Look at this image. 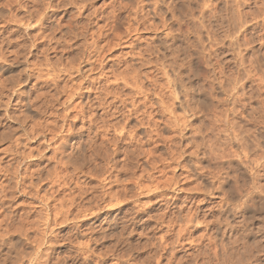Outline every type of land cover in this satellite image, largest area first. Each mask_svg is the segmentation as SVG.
<instances>
[{
  "label": "rangeland",
  "instance_id": "rangeland-1",
  "mask_svg": "<svg viewBox=\"0 0 264 264\" xmlns=\"http://www.w3.org/2000/svg\"><path fill=\"white\" fill-rule=\"evenodd\" d=\"M27 1L0 0V258L20 251L25 259L17 264H29L36 252L32 264H264V0H173L176 20L167 14L155 18L150 0H54L58 7L49 9L44 0ZM11 15L29 23L15 24ZM164 20L169 31L158 30ZM165 44L172 45L171 51L162 49ZM83 54L92 61L83 60ZM162 54L166 59L159 60ZM156 62L166 65L170 78L158 72ZM173 81L178 92L185 90L183 84L191 90L180 98L196 110L194 120L191 113L171 107L179 105L172 100L175 85L168 83ZM91 141L100 154L90 157L86 148V157L79 160V149ZM72 151L74 165L67 162ZM112 193H119L123 204L112 206ZM94 199L98 203L91 205ZM78 203L93 208L92 216L77 213ZM66 211L71 214L65 216Z\"/></svg>",
  "mask_w": 264,
  "mask_h": 264
},
{
  "label": "bare ground",
  "instance_id": "bare-ground-1",
  "mask_svg": "<svg viewBox=\"0 0 264 264\" xmlns=\"http://www.w3.org/2000/svg\"><path fill=\"white\" fill-rule=\"evenodd\" d=\"M16 1H17V0H16ZM19 1H20V0H19ZM28 1H29V0H28ZM28 1H27V2H28ZM30 1H31V0H30ZM41 1H43V0H41ZM44 1H45L46 3H45ZM44 1H43V2L45 3V6L47 7V9L58 7V6L54 5V0H44ZM56 1H57V0H56ZM82 1H83V0H82ZM86 1L88 2V0H86ZM94 1H95V0H94ZM136 1H137V0H136ZM139 1H140V0H139ZM141 1H144V0H141ZM151 1H152V4H154V5H153L154 10L152 9L153 12H152L151 10H150V11H151V13H154V17H155V18H156V15H157V17H158V14H159V15H162V18H163L166 14H167V15H170V16H171V19L175 18V13H176V12H175V9H176V8H175V6H174V1H175V0H174V1H173V0H150L149 3H150ZM60 2H62V1L60 0ZM60 2H59V3H60ZM65 2H66V1H65ZM69 2H70V1H69ZM87 2H86V3H87ZM89 2H91V1H89ZM133 2H134V1H133ZM137 2H138V1H137ZM153 2H154V3H153ZM20 3H21V2H20ZM40 3H41V2H40V0H39V1L37 2V4H40ZM55 3H56V2H55ZM67 3H68V2H67ZM92 3H93V1H92ZM134 3H135V2H134ZM139 3H140V2H139ZM139 3H138V4H139ZM142 3H143V4L146 3V6H147V2H146V1H145V2H142ZM149 3H148V4H149ZM175 3H176V2H175ZM21 4H22V3H21ZM21 4H20V5H21ZM27 4H28V3H27ZM29 4H30V2H29ZM57 4H58V2H57ZM60 4H61V3H60ZM65 4H66V3H65ZM70 4H71V3H70ZM132 4H133V3H132ZM136 4H137V3H136ZM140 4H141V3H140ZM143 4H142V5H143ZM35 5H36V4H35ZM149 5H150V4H149ZM185 5H186V4H185ZM9 6H10V5H9ZM11 6H12V5H11ZM29 6H30V5H29ZM37 6H38V5H37ZM39 6H40V5H39ZM45 6H44V7H45ZM73 6H74V5H73ZM73 6H72V7H73ZM75 6H76V5H75ZM133 6L135 7V5H133ZM60 7H61V5H60ZM63 7H66V6L64 5ZM72 7H71V8H72ZM76 7H77V6H76ZM85 7H86V5H83V6L81 7V9H84ZM90 7H91V6H90ZM110 7H111V6H110ZM124 7H125V6H124ZM126 7H127V6H126ZM131 7H132V5H131ZM131 7H129V8H131ZM134 7H132V8H134ZM136 7H137V6H136ZM136 7H135V9H136ZM139 7H140V5H139ZM150 7L153 8L152 5H151ZM18 8H19V7H18ZM27 8H28V7H27ZM27 8H26V9H27ZM35 8H37V7H35ZM61 8H62V7H61ZM66 8H68V6H67ZM66 8H64V9H66ZM87 8H88V7H87ZM137 8H138V7H137ZM141 8H142V7H141ZM141 8H140L139 10H141ZM163 8H164V10H163ZM29 9H30V8H29ZM47 9H46V10H47ZM72 9H73V8H72ZM72 9H71V10H72ZM76 9H77V8H76ZM79 9H80V8H79ZM88 9H89V8H88ZM135 9H134L133 13H135ZM177 9H178V7H177ZM177 9H176V11H177ZM19 10H20V9H19ZM46 10H45V11H46ZM67 10H68V9H67ZM77 10H78V9H77ZM77 10H76V11H77ZM124 10H126V9H124ZM127 10H128V9H127ZM137 10H138V9H137ZM139 10H138V11H139ZM16 11H18V10H16ZM27 11H28V10H27ZM78 11H79V10H78ZM81 11H82V10H81ZM119 11H121V10H119ZM131 11H132V10H131ZM142 11H143V8H142L141 12H142ZM184 11H185V10H184ZM34 12H37V10H34ZM54 12H55V11H54ZM141 12H139V13H141ZM20 13H21V12H20ZM26 13H27V12H26ZM32 13H33V12H32ZM37 13H38V12H37ZM79 13H80V12H79ZM82 13H83V11H82ZM151 13H150V14H151ZM182 13H183V12H182ZM1 14H2V13H1ZM55 14H56V12H55ZM123 14H124V13H123ZM177 14H178V13H177ZM179 14H181V13H179ZM45 15H46L45 12L42 13V18H40L39 22H42V23H43V16H45ZM118 15H119V14H118ZM135 15H136V13H135ZM151 15L153 16V14H151ZM0 16H1V15H0ZM14 16H15V15H14ZM14 16L11 15V16H10V19H12L11 17H13V19H14V18L16 17V16H15V17H14ZM80 16H81V15H80ZM48 17H49V16H48ZM117 17H118V16H117ZM132 17H133V16H132ZM81 18H83V17H81ZM87 18H88V17H87ZM121 18H122V16H121ZM128 18H129V17H128ZM133 18H134V17H133ZM176 18H178V17L176 16ZM176 18H175V20H176ZM89 19H90V18H89ZM117 19H118V18H117ZM126 19H127V17H126ZM126 19H125V21H126ZM129 19H130V18H129ZM137 19H140V18H137ZM15 20H16V18H15ZM15 20H13V22H14ZM17 20H18V19H17ZM17 20L15 21V24H16V22H19V21H17ZM85 20L88 21V22H86V23H89V22H90V21L87 20V19H85ZM99 20H100V19H99ZM120 20H121V19H120ZM165 20H168V18H167V19L165 18ZM165 20L162 21V22L160 23V25H159V29H158V23H157V25L154 24V25H155V26H154V29H158L159 31H161V30H160V28H161V29H163V31H165V30L169 31L170 28H169V24H167L168 21H165ZM169 20H170V19H169ZM10 21H11V20H10ZM23 21H24V20H23ZM23 21L21 20V23H22ZM26 21H27V20H26ZM26 21H25V22H26ZM91 21H92V20H91ZM140 21H141V20H140ZM143 21H144V20H143ZM172 21H173V20H172ZM11 22H12V21H11ZM25 22H23V23H25ZM21 23L19 22L20 25H22ZM26 23H29V22L27 21ZM42 23H37V24H42ZM92 23H93V22H92ZM140 23H141V22H140ZM12 24H14V23H12ZM12 24H11V25H12ZM19 24H18V25H19ZM30 24L32 25V23H30ZM37 24H36V25H37ZM122 24H123V23H122ZM134 24H135V23H134ZM143 24H144V23H143ZM150 24H151V22H150ZM20 25H19V26H20ZM44 25H45V23H44ZM55 25H56V24H54V26H55ZM147 25H149V23H148ZM52 26H53V25H52ZM52 26H51V27H52ZM54 26H53V27H54ZM62 26H63V25H62ZM62 26H61V27H62ZM138 26H139V24H138ZM140 26H141V25H140ZM149 26H150V25H149ZM152 26H153V24H152ZM24 27H28V25H27V26L24 25ZM41 27H42V26H41ZM41 27H40V28H41ZM82 27H84V26H82ZM110 27H111V26H110ZM129 27H130V26H129ZM141 27H142V26H141ZM144 27H146V26L144 25ZM144 27H143V28H144ZM150 27H151V26H150ZM150 27H149V29H150ZM28 28H30V27H28ZM38 28H39V27H38ZM59 28H60V27H59ZM59 28H58V29H59ZM42 29H43V27H42ZM50 29H53V28H50ZM60 29H61V28H60ZM130 29H131V28H130ZM147 29H148V28H147ZM152 29H153V28H152ZM32 30H33V29H32ZM36 30H37V28H36ZM102 30H103V29H102ZM111 30L113 31L114 29L112 28ZM132 30H133V29H132ZM145 30H146V29H145ZM34 31H35V29H34ZM42 31H43V30H42ZM44 31L47 32L46 30H44ZM58 31H59V30H58ZM68 31H69V30H68ZM79 31H81V28L79 29ZM126 31H127V30H126ZM152 31H154V30H152ZM9 32H10V31H9ZM37 32H38V31H37ZM66 32H67V31H66ZM71 32H74V31H69V34H70ZM76 32H77V31H75V34H76ZM84 32H85V31H84ZM86 32H87V30H86ZM86 32H85L84 34H86ZM101 32H102V31H101ZM154 32H155V31H154ZM156 32H157V31H156ZM16 33H17V32H16ZM48 33H49V32H48ZM79 33H81V32H78V34H79ZM87 33H88V32H87ZM124 33H125V32H124ZM127 33H128V32H127ZM138 33H139V32H138ZM44 34H45V33H44ZM51 34H52V33H51ZM63 34H64V33H63ZM72 34H73V33H72ZM72 34H70V35H72ZM100 34H101V33H100ZM128 34H129V33H128ZM80 35H83V34L81 33ZM86 35H87V34H86ZM107 35H108V34H107ZM7 36H8V35H7ZM9 36H10V35H9ZM37 36L40 37L41 35H37ZM37 36H35V37L38 38ZM43 36H44V35H43ZM64 36H66V35H64ZM64 36H63V37H64ZM76 36H77V35H76ZM76 36H74V37L76 38ZM99 36H100V35H99ZM103 36H104V34H103ZM114 36H115V35H114ZM124 36H125V34H124ZM127 36H129V35H127ZM165 36L169 37V40H170L171 42L174 41V40H173V39H174V36H173L172 34L166 33ZM46 37H47V35H46ZM48 37H49V35H48ZM78 37H79V38H81V37L83 38V36H78ZM78 37H77V38H78ZM101 37H102V36H101ZM104 37H105V36H104ZM117 37H120V36H117ZM117 37H116L115 39H118V41H119L120 38H117ZM160 37H161V36H160ZM160 37H159V38H160ZM40 38H41V37H40ZM44 38H45V37H44ZM68 38H69V37H68ZM71 38H72V37H71ZM71 38H69V39H71ZM84 38H85V37H84ZM84 38H83V39H84ZM88 38H89V37H88ZM107 38H108V37H107ZM112 38H113V36H112ZM112 38H110V39H112ZM123 38H124V37H123ZM34 39H35V38H34ZM42 39H43V37H42ZM121 39H122V38H121ZM160 39H161V38H160ZM12 40H13V39H12ZM65 40H66V39H65ZM71 40H72V39H71ZM75 40H77V39H75ZM105 40H106V39H105ZM107 40H109V39H107ZM107 40H106V41H107ZM122 40H123V39H122ZM17 41H18V40H17ZM37 41H38V40H37ZM37 41H36V43H37ZM63 41H64V40H63ZM67 41H68V40H67ZM67 41H66V42H67ZM85 41H86V40H84V42H85ZM95 41H96V40H95ZM106 41H105V42H106ZM116 41H117V40H116ZM120 41H121V40H120ZM10 42H11V41H10ZM77 42H78V41H77ZM84 42H83V43H84ZM88 42H89V41H88ZM96 42H97V41H96ZM108 42H109V41H108ZM111 42H112V41H111ZM113 42H114V41H113ZM1 43H2V42H1ZM58 43H59V42H58ZM85 43H87V42H85ZM93 43H94V45H95V42H93ZM97 43H98V42H97ZM109 43H110V42H109ZM119 43H120V42H119ZM173 43H174V42H173ZM8 44H9V41H8ZM15 44H16V43H15ZM91 44H92V43H91ZM91 44H90V47L92 46ZM104 44H106V43H104ZM107 44H108V43H107ZM111 44H112V43H111ZM122 44H123V41H122ZM11 45H14V43L11 44ZM84 45L87 46L88 43H87V45H86V44H84ZM84 45L81 44L80 46L85 47ZM94 45H93V46H94ZM96 45H97V44H96ZM108 45H109V44H108ZM114 45H115V43H113V46H114ZM124 45H125V42H124ZM4 46H5V45H4ZM80 46H79V47H80ZM110 46H111V45H110ZM122 46H123V45H121L120 47H122ZM173 46H174V44H173ZM0 47H1V46H0ZM79 47H78V48H79ZM83 47H82V48H83ZM105 47H107V46H105ZM108 47H109V46H108ZM108 47H107V48H108ZM125 47H126V46H125ZM88 48H89V47H88ZM91 48H92V47H91ZM91 48H90V50H91ZM161 48H162V47H161ZM165 48H166V50H170V51H171V49H172V45H167V44H165V47L163 46L162 49L165 51ZM0 49H1V48H0ZM2 49H3V48H2ZM79 49H80V48H79ZM93 49H95V48H93ZM93 49H92V51H93ZM109 49H110V48H109ZM85 50H86V49L84 48V51H85ZM87 50L89 51V49H87ZM98 50H99V49H98ZM160 50H161V49H160ZM177 50H179V49H177ZM82 51H83V50H82ZM82 51H81V52H82ZM84 51H83L82 53L85 54L86 51H85V52H84ZM94 51H95V54L97 55V52H96L97 50H94ZM99 51H100V50H99ZM99 51H98V52H99ZM107 51H108V50H107ZM147 51H149V50H147ZM164 51H163V54H164ZM230 51H231V50H230ZM79 52H80V51H79ZM81 52H80V53H81ZM108 52H110V50H109ZM167 52H168V51H167ZM179 52H180V51H179ZM1 53H2V52H1ZM100 53H101V52H100ZM139 53H140V52H139ZM144 53H145V52H144ZM148 53H149V52H148ZM161 53H162V51H161ZM170 53H171V52H170ZM176 53H177V52H176ZM235 53H236V52H235ZM84 54H83V57H81V58H83V60H84L85 57H86V56L84 57ZM103 54H105V53H103ZM136 54H137V53H136ZM149 54H150V53H149ZM152 54H153V53H152ZM163 54H162V57H160L161 55L159 56V57H160V58H158L159 60H161V58H163ZM173 54H174V53H173ZM177 54H178V53H177ZM177 54H176V55H177ZM227 54H228V53H227ZM93 55H94V54H93ZM93 55H91V56H93ZM99 55H102V53L99 54ZM105 55H106V54H105ZM105 55H104V57H105ZM134 55H135V54H134ZM139 55H140V56H143V55H141V54H139ZM153 55H154V54H153ZM170 55H171V54H170ZM174 55H175V54H174ZM176 55H175V57H178V55H179V57H180L181 54H178L177 56H176ZM2 56H3V55H2ZM81 56H82V54H81ZM88 56L90 57L89 54H88ZM88 56H87V58H88V59H91V58H89ZM111 56H112V55H111ZM137 56H138V54H137ZM144 56H145V55H144ZM151 56H152V55H151ZM171 56H172V55H171ZM3 57H4V56H3ZM98 57H100V56H98ZM104 57H103V58H104ZM169 57H170V56H168V59H169ZM175 57L173 56V60H172L173 62H174V60H175V59H174ZM179 57H178V58H179ZM81 58H80V59H81ZM92 58H94V57H92ZM139 58H142V57H139ZM88 59H85L86 62H87ZM104 59H105V58H104ZM136 59H138V58H136ZM145 59H146V58H145ZM163 59H166V58H163ZM163 59H162V61H163ZM168 59H167V61H168ZM180 59H181V58H179V59L176 58V60H178V61H179ZM106 60H107V59H106ZM140 60H141V59H140ZM149 60H151V59H149ZM159 60H158V61H159ZM183 60H184V59H183ZM81 61H82V60H81ZM81 61H80V63H82ZM91 61H92V59H91ZM91 61H90V63L92 64L93 62H91ZM93 61H94V60H93ZM95 61H96V60H95ZM95 61H94V62H95ZM97 61H98V59H97ZM97 61H96V62H97ZM101 61H102V60H100L99 62H101ZM137 61H138V60H137ZM167 61H166V62H167ZM180 61H181V60H180ZM180 61H179V62H180ZM185 61H186V60H185ZM185 61H183V62H185ZM146 62H147V63H146ZM150 62H151V61H150ZM175 62H176V61H175ZM181 62H182V61H181ZM256 62H257V61H256ZM14 63H16V62H14ZM80 63H79V64H80ZM84 63H85V62H84ZM103 63H104V62H103ZM132 63H133V62H132ZM137 63H138V62H137ZM142 63H143V64L145 63V65H146V64H147V65L150 64V63H148V61H144V60H142ZM142 63H141V66L143 65ZM156 63H157V62H156ZM164 63H165V62H164ZM169 63H170V62H169ZM17 64H18V62H17ZM20 64H21V62H20ZM82 64H83V63H82ZM88 64H89V62H88ZM88 64H87V65H88ZM94 64H95V63H94ZM97 64H100V63H97ZM105 64H106V63H105ZM133 64H134V63H133ZM157 64H159V63H157ZM157 64H156V65H157ZM167 64H168V63H167ZM175 64H176V63H175ZM178 64H180V65L178 66V68L180 67V69H182V68H183V67L181 66L182 64H181V63H178ZM80 65H81V64H80ZM87 65H86V66H87ZM102 65H103V64H102ZM145 65H144V66H145ZM147 65H146V66H147ZM159 65L161 66V69H160L158 66H156V68L158 67V68H157V69H158V72H162L164 76H165V75L167 76V75L169 74L170 71L166 72V65H161V63H160ZM187 65H188V67H190V66H189L190 64H187ZM99 66H100V65H99ZM107 66H108V65H107ZM135 66H136V65H135ZM80 67H81V66H80ZM80 67H79V69H80ZM87 67H88V66H87ZM102 67H103V66H102ZM139 67H140V65H139ZM147 67H148V66H147ZM170 67H174V66L170 65ZM77 68H78V67H77ZM85 68H86V67H85ZM100 68H101V66H100ZM132 68H133V65H132ZM135 68H136V67H135ZM135 68H134V69H135ZM167 68H168V67H167ZM70 69H71V68H70ZM180 69H179V70H180ZM68 70H69V69H68ZM68 70H67V71H68ZM104 70H105V69H104ZM132 70H133V69H132ZM136 70H137V69H136ZM139 70H140V69H139ZM177 70H178V69H177ZM77 71H78V69H77ZM101 71H102V69H101ZM137 71H138V70H137ZM155 71H157V70H155ZM180 71H181V70H180ZM78 72H79V71H78ZM81 72H82V74L85 73L84 69H81ZM103 72H104V71H103ZM111 73H112V72H111ZM133 73H134V72H133ZM135 73H136V72H135ZM162 73H160V74H162ZM179 73H180V72H179ZM77 74H78V73H77ZM104 74H105V73H104ZM131 74H132V72H131ZM131 74L129 73L130 76H128V78L131 77ZM137 74H138V72H137ZM158 74H159V73H158ZM181 74H182V73H181ZM102 75H103V74H102ZM124 75H126V74H124ZM138 75H139V74H138ZM119 76H121V74L118 75V77H119ZM181 76H182V75H181ZM124 77H125V76H124ZM136 77H137V75H136ZM168 77H169V75H168ZM168 77H167V78H168ZM170 77H171V76H170ZM170 77H169V78H170ZM177 77H178V76H177ZM119 78L122 80L121 77H119ZM131 78H132V77H131ZM137 78H138V77H137ZM150 78H152V77H150ZM169 78H168V79H169ZM172 78H173V77H172ZM174 78H175V77H174ZM108 79H109V78H108ZM120 79H119V80H120ZM146 79H147V78H146ZM178 79H179V78H178ZM247 79H248V78H247ZM105 80H106V79H105ZM124 80H125V79H124ZM131 80H132V79H131ZM135 80H136V79H135ZM137 80H138V79H137ZM148 80H149L148 82H150V79H148ZM151 80H152V79H151ZM158 80H159V79H158ZM171 80H172V79H171ZM173 80H174L175 82L178 81V80H176V79H173ZM179 80L181 81L182 79L180 78ZM183 80H184V79H183ZM249 80H250V79H249ZM251 80H252V79H251ZM28 81H29V80H28ZM122 81H123V80H122ZM125 81H127V80H125ZM125 81H123V82H125ZM153 81H155L154 78H153ZM168 81H169V80H168ZM168 81H166V82H168ZM174 81L171 82V83H168V84H169V85H175V84H174ZM107 82H108V80H107ZM138 82H139V80H138ZM220 82H221V81H220ZM134 83H136V82H134ZM140 83H141V81H140ZM181 83H183V81H181ZM184 83H185V82H184ZM121 84H122V83H120L119 85H121ZM128 84H129V83H128ZM130 84H133V81H132ZM136 84H137V83H136ZM145 84H146V83H145ZM145 84H144V85H145ZM153 84H154V83H153ZM153 84H152V85H153ZM166 84H167V83H166ZM137 85H138V84H137ZM147 85H148V84H147ZM152 85H151V86H152ZM157 85H158V84H157ZM177 85H178V84H177ZM179 85H181L180 82H179ZM123 86H124V85H123ZM125 86H126V85H125ZM125 86H124V87H125ZM131 86H132V85H131ZM167 86H168V85H167ZM241 86H242V85H241ZM119 87H120V86H119ZM124 87H123V88H124ZM126 87H128V86H126ZM126 87H125V88H126ZM140 87H141V86H140ZM147 87H148V86H147ZM155 87H156V86H155ZM155 87H154V88H155ZM161 87H162V86H161ZM164 87H165V85H164ZM168 87H170V86H168ZM181 87H183V89H185V90L182 91V92L180 93V92H178V89H179V88L177 89L176 85L173 86L174 90H173V92H172L171 95H173V96H175V97H174V99H172V100H174V101H175V100L178 101V102H179V105H176V104L174 103L173 105H171V107H172V106H178V108H179V109L181 108V109H182V112L186 113V115L188 114V112L191 113V118H193V120H194V116L197 115V114H196V110H195L193 107H191V106L189 105V102L187 101V99L184 98V99L182 100V98H180V95H181V94H183V95L185 94V97L187 98V96H189L191 90H190L189 88L186 89V87H185L184 84H183ZM77 88H78V86H77ZM80 88H81V87H80ZM104 88L106 89L107 86L104 87ZM110 88H111V86H110ZM116 88H117V87H116ZM125 88H124V89H125ZM133 88H134V87H133ZM135 88H137V86H136ZM138 88H139V87H138ZM149 88H150V87H149ZM166 88H167V87H166ZM170 88H171V87H170ZM78 89H79V88H78ZM100 89H101V88H100ZM114 89H115V88H114ZM117 89H118V88H117ZM120 89H122V88H120ZM124 89H123V90H124ZM127 89H128V88H127ZM131 89H132V88H131ZM141 89H142V88H141ZM162 89H163V88H162ZM180 89L182 90V88H180ZM107 90H108V88H107ZM118 90H119V89H118ZM136 90L138 91V89H136ZM136 90H134V91H136ZM154 90H155V89H154ZM154 90H152V91H154ZM165 90H167V89H165ZM169 90L172 91L171 89H169ZM102 91H103V90H102ZM114 91H115V90H114ZM116 91H117V90H116ZM139 91L141 92L140 89H139ZM142 91H143V89H142ZM145 91H146V90H145ZM156 91H157V88H156ZM162 91L164 92V90H162ZM193 91H194V90H193ZM109 92H110V91H109ZM109 92H108V94H109ZM140 92H138V93H140ZM150 92H151V91H150ZM159 92H160V91H159ZM166 92H168V91H166ZM194 92H195V91H194ZM116 93H117V92H116ZM134 93H135V92H134ZM134 93H133V94H134ZM146 93H147V91H146ZM100 94H101V93H100ZM104 94H105V93H104ZM108 94H107V95H108ZM113 94H114V93H113ZM118 94H119V93H118ZM158 94H159V93H158ZM168 94H169V93H168ZM168 94H167V95H168ZM86 95H87V94H86ZM101 95H102V94H101ZM101 95H100V96H101ZM115 95H117V94H115ZM130 95H131V93H130ZM141 95H142V94H141ZM171 95H170V96H171ZM100 96H99V97H100ZM155 96H157V95H155ZM160 96H161V95H160ZM168 96H169V95H168ZM173 96H171V97L173 98ZM88 97H89V96H88ZM88 97H87V98H88ZM126 97H127V96H126ZM126 97H125V98H126ZM147 97H148V96H147ZM181 97H182V96H181ZM85 98H86V97H85ZM87 98H86V101H87ZM129 98H130V97H129ZM161 98H162V97H161ZM161 98H160V99H161ZM96 99H97V97H96ZM100 99H101V98H100ZM106 99H108V97H107ZM117 99H118V98H117ZM121 99H122V98H121ZM149 99H151V98H149ZM149 99H148L147 101H151V100H149ZM169 99H170V97H169ZM92 100H93V99H92ZM113 100H115V102H116V99H115V98H114ZM132 100H133V99H131V101H132ZM161 100H162V99H161ZM170 100H171V99H170ZM96 101H97V100H96ZM118 101H119V100H118ZM120 101H122V100H120ZM126 101H127V100H124V103H125ZM129 101H130V100H129ZM129 101H128V102H129ZM164 101H165V100H164ZM166 101H167V100H166ZM166 101H165V102H166ZM234 101H235V100H234ZM133 102H134V101H133ZM133 102H132V103H133ZM165 102H164V103H165ZM169 102H170V101H169ZM178 102H176V103H178ZM88 103H89V102H88ZM94 103H96V102L94 101ZM97 103H98V102H97ZM103 103H104V102H103ZM103 103H102V101H101L97 107H99V106H100L101 104H103ZM124 103H123V104H124ZM129 103H131V102H129ZM135 103H136V101H135ZM146 103H147V102H146ZM166 103H167V102H166ZM172 103H173V102H172ZM86 104H87V103H86ZM89 104H91V103H89ZM92 104H93V102H92ZM109 104H110V103H109ZM109 104H108V105H109ZM112 104H113V102H112ZM115 104H116V103H115ZM151 104H153V103H151ZM170 104H171V103H170ZM197 104H198V103H197ZM105 105H106V104H105ZM108 105H107V106H108ZM126 105H127V104H125V106H126ZM132 105L134 106L135 104L133 103ZM137 105H138V104H137ZM145 105H147V104H145ZM153 105H154V104H153ZM161 105H163V107H164V105H166V104H161V103H160V106H161ZM168 105H169V104H168ZM194 105H195V104H194ZM85 106H86V105H85ZM88 106H91V105H88ZM103 106H104V105H103ZM112 106H113V105H112ZM115 106H116V105H115ZM121 106H123V105H121ZM147 106H148V105H147ZM154 106H155V105H154ZM154 106H153V107H154ZM166 106H167V105H166ZM166 106H165V107H166ZM169 106H170V105H169ZM169 106H167V107H169ZM100 107H102V105H101ZM100 107H99V108H100ZM104 107H105V106H104ZM119 107H120V106H119ZM119 107H118V108H119ZM144 107H145V106H144ZM151 107H152V106H151ZM167 107H166V108H167ZM109 108H110V105H109ZM113 108H114V107H113ZM138 108H139V106H138ZM142 108H143V107H142ZM158 108H159V107H158ZM85 109H86V108H85ZM110 109H111V108H110ZM116 109H117V106H116ZM120 109L122 110L123 108H120ZM134 109H135V108H134ZM143 109H144V108H143ZM145 109H146V108H145ZM152 109H153V108H152ZM168 109H169V108H168ZM170 109H171V108H170ZM170 109H169V113L172 114V112L170 111ZM173 109H174V107H173ZM173 109H172V110H173ZM83 110H84V109H83ZM103 110H104V108H103ZM105 110H109V109H105ZM131 110H132V108H131ZM136 110H137V109H136ZM163 110H164V109H162L161 111L163 112ZM166 110H167V109H166ZM166 110H165V111H166ZM109 111H110V110H109ZM114 111H115V110H114ZM114 111H113V112H114ZM122 111H123V110H122ZM139 111H140V110L138 109V112H139ZM144 111H145V110H144ZM149 111H150V110H149ZM84 112H85V111H84ZM84 112L82 111V113H84ZM110 112H111V111H110ZM113 112H112V113H113ZM115 112H117V110H116ZM118 112H119V111H118ZM173 112H174V111H173ZM198 112H199V111H198ZM80 113H81V112H80ZM105 113H106V111H105ZM105 113H104V114H105ZM107 113H108V112H107ZM120 113L122 114L121 111H120ZM131 113H132V112H131ZM136 113H137V111H136ZM139 113H140V112H139ZM144 113H146V112H144ZM160 113H161V112H160ZM164 113H165V112H164ZM166 113H167V112H166ZM166 113H165V116L167 115ZM110 114H111V113H110ZM113 114H114V113H113ZM115 114H116V113H115ZM121 114H120V115H121ZM142 114H143V113H142ZM147 114H149V113H147ZM147 114H146V115H147ZM122 115H123V114H122ZM140 115H141V114H140ZM149 115L151 116V114H149ZM183 115H184V114H183ZM188 115H189V114H188ZM83 116H84V115H83ZM98 116H99V115H98ZM100 116H101V115H100ZM114 116H115V115H114ZM114 116H113V117H114ZM135 116H137V115L135 114ZM138 116H139V115H138ZM144 116H145V115H144ZM144 116H142V117H144ZM147 116H148V115H147ZM165 116H164V117H165ZM169 116H170V115H169ZM171 116H175L174 113H173ZM102 117H103V116H102ZM102 117H101V118H102ZM111 117H112V116H111ZM113 117H112V118H113ZM177 117H178V116H175V118H174V117H173V118H174V119H177ZM184 118H185V117H184ZM184 118H183V119H184ZM187 118L189 119L190 117H187ZM191 118H190V119H191ZM105 119H107V117H106ZM113 119H114V118H113ZM128 119H130V118H128ZM137 119H138V117H137ZM137 119H136V122H138V123L141 122V121H137ZM139 119H140V117H139ZM139 119H138V120H139ZM142 119H143V118H142ZM146 119H147V118H146ZM164 119H165V118H163V120H164ZM166 119H168V118L166 117ZM166 119H165V120H166ZM181 119H182V118H181ZM183 119L181 120L182 122H184V120H185V119H184V120H183ZM188 119H187V120H188ZM93 120H94V119H93ZM143 120H144V119H143ZM172 120H173V119H172ZM108 121H109V120H108ZM112 121H113V120H112ZM168 121H169V119H168ZM181 121H177V122H180V124H181V123H182ZM89 122H90V121H89ZM96 122H97V121H96ZM169 122H170V121H169ZM169 122H168V123H169ZM174 122H175V121H174ZM177 122H176V123H177ZM187 122H188V121H187ZM189 122H190V120H189ZM189 122H188V123H189ZM94 123H95V122H94ZM97 123H98V122H97ZM97 123H96V124H97ZM104 123H105V122H104ZM138 123H137V124H138ZM145 123H146V122H145ZM149 123H151V121H150ZM165 123H167V120H166V122L164 121V124H165ZM172 123H173V121H172ZM172 123H171L169 126H171ZM185 123H186V122H185ZM185 123H183L184 126L187 125V124H185ZM89 124H90V123H89ZM146 124H147V123H146ZM162 124H163V123H162ZM190 124H191V122H190ZM93 125H94V124H93ZM93 125H92V126H93ZM139 125H140V124H139ZM178 125H179V124H178ZM178 125H177V126H176V125H172V126H173V127H174V126L179 127ZM192 125H193V124H192ZM88 126H89V125H88ZM101 126H102V125H101ZM111 126H112V125H111ZM111 126H110V127H111ZM116 126H117V125H116ZM146 126H147V125H146ZM169 126H167V128H168ZM180 126H181V125H180ZM184 126H183V127H184ZM97 127H99V126H97ZM97 127H96V128H97ZM104 127H105V126H104ZM107 127L109 128L108 125H107ZM137 127H138V126H137ZM140 127L142 128L143 126H139V128H140ZM189 127H190V126H189ZM191 127H192V126H191ZM92 128H93V127H92ZM113 128H114V127H113ZM165 128H166V126H165ZM170 128H172V127H170ZM174 128H175V127H174ZM174 128H173V131H174ZM180 128H181V127H180ZM180 128H179V129H180ZM93 129H95V128H93ZM93 129H91V130H93ZM100 129H101V128H100ZM103 129H105V128H103ZM109 129H111V128H109ZM109 129H106V130H109ZM117 129H118V128H117ZM120 129H121V128H120ZM131 129H132V128H131ZM168 129H169V128H168ZM179 129H178V130H179ZM183 129H184V128H183ZM183 129H182V130L180 129V131L182 132ZM85 130H86V129H85ZM89 130H90V129H89ZM112 130H113V129H112ZM165 130H166V129H165ZM178 130H176V131L178 132ZM87 131H88V130H87ZM95 131H96V130H95ZM97 131L100 133L101 130H100V131L97 130ZM113 131H114V130H113ZM115 131H116V128H115ZM117 131H118V130H117ZM121 131H122V130H121ZM123 131H124V129H123ZM137 131H138V130H137ZM142 131H143V130H142ZM144 131H145V130H144ZM148 131H149V130H148ZM151 131H152V130H151ZM151 131H150V133H151ZM171 131H172V130H171ZM176 131H175V132H176ZM180 131H179V132H180ZM83 132H84V131H83ZM90 132H91V131H90ZM110 132H111V131H110ZM119 132H120V130H119ZM131 132H132V131H131ZM131 132H129V134H127V135L130 136V133H131ZM140 132H141V131H140ZM140 132H139V133H140ZM179 132H178V133H179ZM183 132H184V131H183ZM84 133H85V132H84ZM96 133H97V132H96ZM96 133L93 132L92 134H95L94 136H98V135H96ZM99 133H97V134H99ZM101 133H103V132H101ZM113 133H116V132H113ZM123 133H126V130H125V132H123ZM143 133H144V132H143ZM150 133H149L148 135L151 136L153 133H152V134H150ZM106 134H108V133H106ZM120 134H121V133H119V135H120ZM180 134H181V133H179L178 135H180ZM116 135H117V134H116ZM124 135H125V134H124ZM133 135H134V134H133ZM133 135H132L131 137H135V136H137V135H135V136H133ZM140 135H142V134H140ZM144 135L146 136V133H145ZM73 136H74V135H73ZM88 136H89V135H88ZM92 136H93V135H92ZM92 136H91V137H92ZM94 136H93V137H94ZM107 136H108V135H106V136H104V137L107 138ZM117 136H118V135H117ZM150 136H149V137H150ZM75 137H76V136H75ZM119 137H121V136H119ZM122 137H123V136H122ZM122 137H121V138H122ZM149 137H146V138L148 139ZM174 137H175V136H174ZM68 138H69V136H68ZM89 138H90V137H89ZM96 138H97V137H96ZM101 138H102V136H101ZM111 138H112V137H111ZM111 138H110V139H111ZM127 138H128V137H127ZM135 138H136V137H135ZM162 138H163V137H162ZM162 138H161V139H162ZM70 139H71V138H70ZM92 139H93V138H92ZM129 139H130V137H129ZM132 139H134V138H131L130 141H131ZM137 139H138V140L136 141V144H137V143L140 144L141 139L138 138V137H137ZM139 139H140V140H139ZM149 139H150V138H149ZM174 139H176V138H174ZM64 140H65V139H64ZM94 140H96V139H94ZM94 140H93V141H94ZM98 140H99V139H98ZM102 140H103V139H102ZM102 140H101V141H102ZM107 140L109 141V139H107ZM124 140H127V139L125 138ZM135 140H136V139H135ZM135 140H134V141H135ZM151 140H152L151 142H154V141H153V137H152ZM165 140H166V139H165ZM68 141H69V140H68ZM118 141H119V139H118ZM128 141H129V140H128ZM134 141H133V143H134ZM138 141H139V142H138ZM142 141H143V139H142ZM159 141H160V140H159ZM159 141H158V142H159ZM162 141H164V139H163ZM168 141H169V139H168ZM168 141H166V142H167V143H166L167 145H169V144H170V145L173 144V143H169ZM170 141H171V140H170ZM65 142H66V140H65ZM94 142H96V141H94ZM103 142H105V141H103ZM116 142H117V140H116ZM116 142H115V143H116ZM125 142H126V141H125ZM143 142H144V141H143ZM145 142L148 143L147 141H145ZM149 142H150V140H149ZM151 142H150V144H151ZM106 143H107V142H106ZM112 143H113V142H112ZM117 143H118V142H117ZM119 143H120V141H119ZM129 143H132V142H129ZM133 143H132L131 145H133ZM146 143H145V144H146ZM159 143H160V142H159ZM168 143H169V144H168ZM66 144H67V143H66ZM66 144H65V145H66ZM96 144H97V143H96ZM99 144H100V143H99ZM108 144H109V143H108ZM108 144H107V145H108ZM122 144H124V143L122 142ZM126 144H127V143H126ZM139 144H137V145H139ZM141 144H142V143H141ZM143 144H144V143H143ZM145 144H144V145H145ZM150 144H148V145H150ZM163 144H164V142H163ZM163 144H162V145H163ZM65 145H62V146L60 147V151H61V152H63L62 150H65V147H64ZM105 145H106V144H105ZM109 145H110V144H109ZM109 145H108V146H109ZM113 145H114V144H113ZM116 145H117V144H116ZM119 145H121V143H120ZM129 145H130V144H129ZM129 145H128V146H129ZM137 145H134V146H137ZM167 145H165V146H167ZM66 146H67V145H66ZM110 146H111V145H110ZM122 146H123V145H122ZM105 147H106V146H105ZM111 147H112V146H111ZM120 147H121V146H120ZM120 147H119V148H120ZM130 147H131V146H130ZM130 147H129V148H130ZM132 147H133V146H132ZM168 147H169V146H168ZM86 148L89 150V153H88V151L86 150ZM102 148H104V146H103ZM107 148H109V147H107ZM112 148H114V147H112ZM112 148H111V149H112ZM116 148H117V147H116ZM126 148H127V147H126ZM126 148H125V149H126ZM137 148H138V147H137ZM137 148H133V149H137ZM111 149H110V150H111ZM112 150H113V149H112ZM119 150L122 151L121 149H119ZM137 150H138V149H137ZM105 151H106V150H105ZM86 152L88 153V155L90 154V155H89L90 157H94V158L97 157V156L100 154L99 151L97 150V147H95V145L92 144V141H91V142H90V143H89L84 149H82V148L79 149V152H78V153H79V157H80L79 160H84L83 158L86 157V154H85ZM116 152H117V149L115 150L114 153H116ZM122 152H123V151H122ZM129 152H130V149H129ZM134 152H135V151H133V153H134ZM103 153H104V152H103ZM118 153H119V152H118ZM118 153H117L116 155H118ZM127 153H128V151H127ZM131 153H132V150H131ZM133 153H132V154H133ZM101 154H102V153H101ZM107 154H108V153H107ZM125 154H126V153H125ZM129 154H130V153H129ZM129 154H128V156H129ZM132 154H131V155H132ZM70 155H71V156L67 157V162L70 163V164H73V165L76 164L75 160H73V157L76 156V155H74V151H72ZM103 155H104V154H103ZM111 155H114V154H111ZM119 155H120V154H119ZM122 155H124V153H123ZM126 155H127V154H126ZM126 155H125V156H126ZM120 156H121V155H120ZM133 156H134V154H133ZM133 156H132V157H133ZM148 156H149V155H148ZM100 157H101V156H99V158H100ZM102 157H103V156H102ZM106 157H108V156H106ZM110 157H111V156H110ZM112 157H113V156H112ZM115 158H116V157H115ZM117 158H118V157H117ZM127 158H128V157H127ZM102 159H103V158H102ZM110 159H114V158H110ZM124 159H125V157H124ZM104 160H105V159H104ZM104 160H103V162H104ZM106 160H107V159H106ZM108 160H109V159H108ZM125 160H126V159H125ZM108 162H109V161H108ZM112 162H113V161H112ZM112 162H111V163H112ZM114 162L116 163V161H114ZM114 162L112 163V165H114ZM150 163H151V162H150ZM107 164H108V163H107ZM130 164H131V161H130ZM152 164H153V163H152ZM110 165H111V164H110ZM124 165H126V164H124ZM114 166H117V164L114 165ZM114 166H113V168H114ZM154 166H155V165H154ZM63 167H65V165H64ZM63 167H61V168H63ZM119 167H120V166H119ZM119 167H118V168H119ZM125 167H126V166H125ZM152 167H153V166H152ZM113 168H111V169H113ZM120 168H122V167H120ZM120 168H119V171H120ZM128 168H130V167L128 166V167H126V168H123V170H124V169H128ZM63 169H64V168H63ZM111 169H110V170H111ZM64 170H65V169H64ZM113 170H116V171H117V169H115V168H114ZM113 170H112V171H113ZM128 170H129V169H128ZM150 170H151V169H150ZM125 171H126V170H125ZM106 172H107V171H106ZM106 172H105V173H106ZM110 172H111V171H109V173H110ZM117 172H118V171H117ZM127 172H128V171H127ZM105 173H103V174H105ZM121 173H122V172H121ZM111 174H112V173H111ZM107 175H108V174H107ZM107 175H106V176H107ZM112 176H113V175H112ZM71 177H72V176H71ZM103 177H105V176H103ZM114 177H116V176H114ZM109 178H110V177H109ZM116 178H117V177H116ZM73 179H74V178H73ZM110 179H112V178H110ZM117 179H118V178H117ZM117 179H115V181H117ZM151 179H152V178H151ZM68 180H69V179H68ZM105 180H106V179H105ZM108 180H109V179H108ZM102 181H104V179H103ZM118 181H119V180H118ZM108 184H110V183H108ZM67 185H68V184H67ZM65 186H66V184H65ZM108 186H109V185H108ZM73 187H74V186H73ZM70 188H71V186H70ZM70 188H69V189H70ZM74 188L77 189V186H75ZM69 189H68V190H69ZM104 189H105V187H104ZM72 190H73V189H72ZM141 190H142V189H141ZM156 190H157V188H156ZM105 191H107V189H106ZM157 191H158V190H157ZM63 192H64V191H63ZM71 192H72V191H71ZM108 192H109V191H108ZM153 192H154V191H153ZM153 192H152V189H151V193H153ZM72 193H73V192H72ZM72 193H71V194H72ZM79 193H80V192H79ZM106 193H107V192H106ZM109 193H111V192H109ZM116 193H117V192H116ZM148 193H149V191H148ZM155 193H156V192H155ZM83 194H85V193H83ZM72 195H73V194H72ZM106 195H107V194H106ZM164 195H165V194H164ZM81 196H82V195H81ZM92 196H93V195H92ZM100 196H101V195H100ZM100 196H98L99 199H100ZM108 196H109V195H108ZM108 196H107V197H108ZM122 196H123V195H122ZM73 197H75V196H73ZM96 197H97V196H95L94 198H96ZM104 197H105V196H104ZM109 197H110V199H108V200H109L110 202L113 203V201H115V204H116V205H115V204H114V205L111 204L112 206H117V205H118V204H117L118 201H120V202H118V203H120V205L123 204V203H122L123 201H121V200H123L124 198H121V196H120L119 193H118V194H115V193H114V195H113V193H112L111 196H109ZM109 197H108V198H109ZM76 198H77V196H76ZM74 199H75V198H73V200H74ZM89 199H91V198H89ZM89 199H88V200H89ZM99 199H98V201L100 202ZM102 199H103V198H102ZM70 200H71V199H70ZM91 200H92V199H91ZM94 200H95V201H91V202H90V204L92 203L91 205H93V204H95V203L97 202L96 199H94ZM103 200H104V199H103ZM103 200H102V202H103ZM77 201H78V199H77ZM89 201H90V200H89ZM68 202H69V201H68ZM68 202H67V203H68ZM74 202H75V200H74ZM78 202H79V201H78ZM84 202H86V201L84 200ZM87 202H88V201H87ZM93 202H94V203H93ZM104 202H105V201H104ZM106 202H107V201H106ZM88 203H89V202H88ZM97 203H98V202H97ZM97 203H96V204H97ZM100 203H101V202H100ZM108 203H109V202H108ZM75 204H76V203H75ZM78 204H79V203H78ZM86 204H87V203H86ZM71 205H72V203H71ZM80 205H82V204H79V207H81ZM91 205H90V206H91ZM107 205L109 206L110 204H107ZM67 206H68V205H67ZM77 206H78V205H77ZM82 206L86 207L87 205H86V206H85V205H82ZM112 206H111V209L114 208V207H112ZM118 206H119V205H118ZM74 207H76V206H74ZM79 207H77V211H76V212H77V213H78V212H81L83 216H84V215L86 216V217H83V218H87V217H88L87 215L93 210V208H91V207H90L91 209H88L89 207H86V208L83 207L84 209L81 207V208H82V211H81V210L79 209ZM95 207H96V206H95ZM109 207H110V206H109ZM109 207H107V210H108ZM104 208H106V207H104ZM68 209H71V207H69V208L67 207V210H68ZM74 209H76V208H74ZM111 209H110V210H111ZM79 210H80V211H79ZM110 210H109V211H110ZM112 210H113V209H112ZM118 210H119V209H118ZM66 212H67V211H66ZM66 212L64 213V215H65V214H66V215H67V214H68V215L71 214V213H68V212L66 213ZM69 212H71V211H69ZM137 212H138V211H137ZM121 213H122V212H121ZM74 214H75V213H74ZM90 214H91V216H92L93 213H90ZM90 214H89V217H90ZM66 215H65V216H66ZM68 215H67V216H68ZM122 215H123V214H122ZM59 216H60V215H59ZM77 216H78L79 218L81 217L80 214H78ZM115 216H116V215H115ZM117 216H118V215H117ZM57 217H58V216H57ZM57 217H56V219H57ZM70 217H71V216H70ZM70 217H69V218H70ZM191 217H192V216H191ZM59 218H60V217H59ZM73 218H74V217H73ZM79 218H74V220H75V219L78 220ZM81 218H82V217H81ZM81 218H80V220H81ZM162 218H163V217H162ZM49 219H50V218H49ZM54 219H55V218H54ZM56 219H55V221H56ZM121 219H122V218H121ZM152 219H153V218H152ZM155 219H156V217H155ZM160 219H161V218H160ZM189 219H190V217H189ZM66 220H67V218H66ZM66 220L64 219V220H62V221H66ZM68 220H69V219H68ZM71 220H72V219H71ZM133 220H134V219H133ZM133 220H132V221H133ZM157 220H158V219H157ZM187 220H188V219H187ZM192 220H194V219H191V223L193 222ZM26 221H27V220H26ZM81 221H82V220H81ZM116 221H119V220H116ZM158 221H159V220H158ZM162 221H163V220H162ZM197 221H198V219H197ZM28 222H29V221H28ZM42 222H43V221H42ZM45 222H48V219H47ZM57 222H58V219H57ZM84 222H85V221H84ZM186 222H187V221H186ZM188 222H189V221H188ZM30 223H32V222H30ZM51 223H52V222H51ZM64 223H65V222H64ZM171 223H172V222H171ZM189 223H190V222H189ZM189 223H187V224H189ZM39 224H40V223H39ZM174 224H175V223H174ZM187 224H186V226H187ZM41 225H43V223H42ZM52 225H53V223H52ZM61 225H62V223H61ZM145 225H146V224H145ZM157 225H158V223H157ZM162 225H163V224H162ZM43 226H44V225H43ZM45 226H46V224H45ZM169 226H170V225H169ZM172 226H173V225H172ZM193 226H195V224H194ZM48 227H49V226H48ZM162 227H163V226H162ZM25 228H26V227H25ZM29 228H30V227H29ZM44 228H45V227H44ZM155 228H156V227H155ZM168 228H169V227H168ZM172 228H173V227H172ZM187 228H188V227H187ZM19 229H20V228H19ZM19 229H18V231H19ZM50 229H51V228H50ZM158 229H159V228H158ZM190 229H191V228H190ZM169 230H170V229H169ZM181 230H183V229H181ZM181 230H180V231H181ZM16 231H17V230H16ZM22 231H23V230H22ZM77 231H78V230H77ZM24 232H25V231H24ZM181 232H182V231H181ZM50 233H51V232H50ZM21 234H22V233H21ZM21 234H20V235H21ZM44 234H45V233H44ZM24 235H25V234H24ZM24 235H23V236H24ZM176 235H177V234H176ZM21 236H22V235H21ZM176 237H177V236H176ZM4 238H5V237H4ZM177 238H178V237H177ZM182 238H183V237H182ZM40 239H41V238H40ZM161 239H162V238H161ZM48 240H49V239H48ZM41 241H42V239H41ZM44 241H45V240H44ZM5 242H6V241H5ZM10 243H12V242H10ZM30 243H31V242H30ZM35 243H36V242H35ZM173 243H174V242H173ZM7 244H8V243H7ZM12 244H13V243H12ZM34 245H35V244H34ZM48 245H49V243H48ZM169 245H170V244H169ZM9 246H10V245H9ZM166 247H167V246H166ZM1 248H2V247H1ZM4 248H5V247H4ZM10 248H11V247H10ZM12 248H13V247H12ZM14 248H15V247H14ZM7 249H8V247H7ZM18 249H19V248H18ZM53 249H54V248H53ZM0 250H2V249H0ZM8 250H9V249H8ZM31 250H32V249H31ZM4 251H5V250H4ZM16 251H17V250H16ZM28 251H29V250H28ZM2 252H3V250H2ZM12 252H13V251H12ZM12 252H8L7 255L4 254V255H6V256L0 258V264H17L18 261H19L18 263H20L21 260H24V259H25V258L23 257V255L20 253V251H18V253H16V254H15V253L12 254ZM21 252H22V251H21ZM48 252H49V251H48ZM48 252H47V253H48ZM0 253H1V252H0ZM30 253H31V252H30ZM34 253H35V251H34ZM37 254H38V252H36L34 255L32 254L31 259H30V258L28 259V263H29V264H30V263L32 264L33 262L36 263V262H35V260H37L36 256H39V255H37ZM43 254H44V253H43ZM45 255H46V254H45ZM47 255H48V254H47ZM0 256H1V255H0ZM2 256H3V255H2ZM26 256H27V255H26ZM49 256H50V255H49ZM33 258H36V259H33ZM44 258H45V257H44ZM161 258H162V257H161ZM38 259H39V257H38ZM46 259H47V258H46ZM86 259H87V258H86ZM29 260H30V261H29ZM196 260H197V259H196ZM84 261H85V260H84ZM247 261H248V260H247ZM38 264H40V263H38ZM41 264H42V262H41ZM45 264H46V263H45ZM178 264H179V263H178Z\"/></svg>",
  "mask_w": 264,
  "mask_h": 264
}]
</instances>
